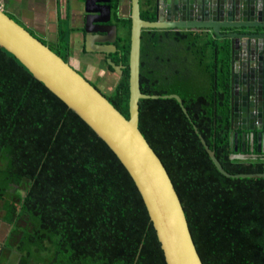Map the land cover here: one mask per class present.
<instances>
[{
    "label": "trees",
    "instance_id": "obj_1",
    "mask_svg": "<svg viewBox=\"0 0 264 264\" xmlns=\"http://www.w3.org/2000/svg\"><path fill=\"white\" fill-rule=\"evenodd\" d=\"M114 18L127 37L121 36L120 53L111 58L126 68L106 96L129 118L131 19L116 13ZM61 36L57 47L38 39L70 62ZM230 53L228 40L206 32L145 31L142 92L180 95L189 118L175 98L141 99L140 129L172 180L202 264H264V177L223 175L194 129L227 173H264V156L230 158ZM252 152L248 141L246 153ZM26 183L15 216L23 230L11 242L28 259L166 264L135 181L119 157L0 47V204L7 206Z\"/></svg>",
    "mask_w": 264,
    "mask_h": 264
},
{
    "label": "water",
    "instance_id": "obj_2",
    "mask_svg": "<svg viewBox=\"0 0 264 264\" xmlns=\"http://www.w3.org/2000/svg\"><path fill=\"white\" fill-rule=\"evenodd\" d=\"M77 1L85 53L116 54L123 32L114 17L115 13L119 17L124 0H120L116 10V0ZM149 7L156 16L155 21L142 18L141 0H131L129 118L85 75L1 7L0 47L18 58L119 157L135 181L166 264H202L172 180L140 129L141 99L175 98L189 118L188 109L178 94L148 95L142 92V36L145 31L187 30L206 32L218 40L230 42V158L248 160L251 157L246 154V143H252L253 150L254 143L258 149L264 144V0H149ZM107 62L120 77L123 76L126 66L116 64L111 57ZM194 129L223 175L264 177V173H227L196 126Z\"/></svg>",
    "mask_w": 264,
    "mask_h": 264
},
{
    "label": "crops",
    "instance_id": "obj_3",
    "mask_svg": "<svg viewBox=\"0 0 264 264\" xmlns=\"http://www.w3.org/2000/svg\"><path fill=\"white\" fill-rule=\"evenodd\" d=\"M0 7L35 36L47 41L51 47L58 46L60 37L62 38L61 35L63 34L69 49L76 50L73 56H69V59L71 65L78 70L82 62L77 55H81L83 58L88 56L87 60L84 58V66L87 71L95 69L93 67L95 58L102 57V55L86 54L84 51L83 35L79 29L81 27L79 18L80 4L77 0H0ZM130 8L131 0H126L121 7L122 13L128 14ZM100 68L105 72L106 76L109 77L111 75V69L105 71L102 64H100ZM84 73L94 84H97L88 76L86 71ZM102 92L107 95L103 90ZM246 154L250 155L251 158L263 157L264 144L258 149L254 143L253 152ZM5 229L4 224L0 220V264H28L27 262L40 264L15 250V246L11 242V232H5Z\"/></svg>",
    "mask_w": 264,
    "mask_h": 264
},
{
    "label": "rangeland",
    "instance_id": "obj_4",
    "mask_svg": "<svg viewBox=\"0 0 264 264\" xmlns=\"http://www.w3.org/2000/svg\"><path fill=\"white\" fill-rule=\"evenodd\" d=\"M122 15L125 18H130V12L129 11H128V14L126 13V15H125L122 13ZM122 37L123 38L127 37V34L123 32ZM74 51L76 52V50H74ZM74 51L70 50L69 56H73ZM79 53L81 54V52H79ZM77 56L80 59V61L82 62L79 70L78 69L77 70L84 75H85L84 72L86 71L88 76L94 82L97 83L96 85L99 86L107 94V96H110L113 93L117 84L119 83L121 77L116 72H113L111 70H110L111 75L109 77L105 75V72L100 68V64H102L105 71H107V69L109 70V67L106 63V60L104 59V56L95 58L96 60L93 64V67H95V69H93L92 71L85 70L86 67L84 66L85 65L84 58L87 60L88 56H84V58L81 57V55H77ZM88 80L91 81L89 78H88ZM26 187H27V183L25 184V186L23 188L19 189L11 197L10 203L7 206H4L3 204L0 205V220L4 224V227L6 228L5 232L10 231L11 232L10 235L12 237L19 235L23 230V223L21 221L15 222V216H16L18 206L22 200V197H23V194H24ZM27 263L29 264L30 262H27ZM30 264H32V263H30ZM45 264H50V263L47 262Z\"/></svg>",
    "mask_w": 264,
    "mask_h": 264
},
{
    "label": "flooded vegetation",
    "instance_id": "obj_5",
    "mask_svg": "<svg viewBox=\"0 0 264 264\" xmlns=\"http://www.w3.org/2000/svg\"><path fill=\"white\" fill-rule=\"evenodd\" d=\"M126 2V0H124L123 1V4ZM122 4V5H123ZM122 5H121V7H122ZM121 7H120V14H119V18L120 19H122V20H124V19H126L123 15H122V9H121ZM141 7H142V18L144 19V20H147V21H155V19H156V16L155 15H153L152 13H151V9H150V7H149V0H141ZM152 14V15H151ZM149 15H150V17H149ZM130 17H131V8H130ZM145 17V18H144ZM128 19H130V18H128ZM119 27L121 28V30H122V32H126L125 30H124V28L122 27V26H120L119 25ZM120 30V31H121ZM167 32H173V33H177V32H194V31H187V30H182V31H167ZM122 34V33H121ZM121 36L122 35H120V37H119V40H118V43H117V48H118V52L116 53V54H114V55H111V56H105V55H102V56H104V59L107 61V59H108V57H112V56H116L117 54H119L120 53V46L122 45V44H120L119 42H120V38H121ZM83 44H84V39H83Z\"/></svg>",
    "mask_w": 264,
    "mask_h": 264
}]
</instances>
